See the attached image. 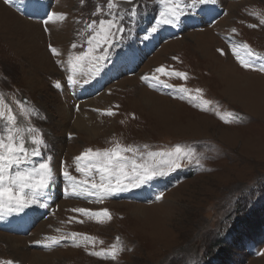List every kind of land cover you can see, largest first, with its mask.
Segmentation results:
<instances>
[{"label":"rangeland","instance_id":"obj_1","mask_svg":"<svg viewBox=\"0 0 264 264\" xmlns=\"http://www.w3.org/2000/svg\"><path fill=\"white\" fill-rule=\"evenodd\" d=\"M0 1L25 20L19 35L0 28V94L16 116V126L39 130L46 142L41 155L30 157L31 164L22 167L36 166L51 156L49 164L56 177V183H51L37 203L0 219V262L32 264L33 260L21 259L13 252L7 238L12 235L22 239L19 246L25 251L49 257L41 264H218L220 258L223 264H264V232L247 234L246 228L228 222V218L235 220L232 215L238 196L264 184V71L257 70L264 66V24L260 23L264 0H208L174 24L158 23L165 5L155 14L156 5L151 3L145 6L144 16L146 24L156 17L155 32L151 27L116 29L119 18L129 25L122 17L126 10L145 5L146 0L117 1L118 5L111 0V9L109 0ZM253 5L259 8L246 15L243 10ZM53 13L64 18L49 20ZM141 16L136 13L133 23L137 20L140 24ZM100 20H113L115 25L111 29L114 35L106 43L101 41L93 52L104 59H85L73 75L76 83H70L69 56L88 50V39L95 33L87 25L96 21L93 28L98 31ZM4 23L7 25V20ZM26 29L35 31L34 45L25 39ZM244 44L258 54L252 59L253 68L241 66L233 54L236 48L241 57L250 59L240 47ZM50 46L59 54L54 55ZM161 66L167 72L186 73L187 78L156 73ZM181 87L189 91L182 92ZM145 92L168 98L174 105L166 100L162 110L149 108L139 99ZM21 104L28 115L21 112ZM58 106L67 113L59 112ZM3 111L0 135L8 115L7 108ZM217 112L234 113L239 119L225 123ZM80 115L98 130L83 133L75 125ZM23 135L27 141L28 133ZM117 143L137 149L135 155H123L137 163L154 162L165 175L97 202L98 195L89 192H96L91 183H100L101 174L95 168L87 175L77 172L75 157L87 149H112ZM177 145L193 149L200 165L184 159L180 168L169 171L163 163L167 156L148 155L166 153ZM88 163L92 162L83 161L81 166ZM65 170L89 183L74 188L64 177ZM72 186L71 198H66L62 189L72 191ZM133 204L149 208L136 214ZM262 205L264 196L255 190L248 211L257 209L262 217ZM79 208L92 212L107 209L111 219L73 211ZM241 213L238 216L243 221L255 212L247 214L245 208ZM251 219L253 222L244 223V227L252 229L255 219ZM72 233L95 240L73 239ZM51 238L59 243H52ZM113 244L123 249L115 260L91 254L108 251Z\"/></svg>","mask_w":264,"mask_h":264},{"label":"snow or ice","instance_id":"obj_2","mask_svg":"<svg viewBox=\"0 0 264 264\" xmlns=\"http://www.w3.org/2000/svg\"><path fill=\"white\" fill-rule=\"evenodd\" d=\"M6 3H10L11 0H5ZM131 2V0H129ZM208 0H189V3H185V0H159V3L165 5V10L160 13V20L158 23L161 24H174L180 19V17L185 13V10L190 6L195 8L197 5H203L207 3ZM184 5V7H181ZM108 7L111 9L114 5L109 0ZM132 14H135V9H132ZM53 16H56L59 19H63L62 14L53 13L49 16V20ZM48 21H45L47 24ZM261 24H264V18L260 20ZM96 24V21H93L91 24L87 25L95 35L89 37L88 45L89 48L86 52H81L80 55L72 57L69 56L68 64L70 65V71L72 75L68 76L70 83H76L73 79V75L76 74L78 69H80L83 64L82 62L85 59H88L89 62L104 59L103 56L97 57L93 55L94 49L98 46L101 41L108 42L109 37L114 35L111 32V29L115 26L113 20H100L99 21V30L97 31L93 28V25ZM250 27H256V25H250ZM121 30L122 29H118ZM153 32L156 31V28L151 29ZM235 31V30H233ZM72 47H76L75 44ZM245 50V54L250 59H245L241 57L236 50L233 49V54L236 55L237 60L240 62L241 66L245 68H253L254 64L252 59L258 57L257 53H254L247 44L241 45ZM51 48V51L54 55H58L57 49ZM222 51V50H221ZM258 71H264V66L257 69ZM156 73L176 76L183 79L187 78L186 73L182 72H167L163 66L155 69ZM147 79V77H143ZM153 79L159 81V76L154 75ZM170 87V85H165ZM56 87H60V84L57 83ZM182 92H188L189 90L181 87ZM196 92L199 94L200 89H196ZM193 97V99H197ZM20 104V102H17ZM204 104L211 103L210 101H203ZM7 108V122L4 124V134L0 135V219H3L5 214H11L13 212H20L24 208L28 207L31 203H37L38 197L44 196L47 189L51 186L52 181L54 180V172L52 167H50L49 161L52 157L49 156L45 161L39 163L33 167H22L23 165L31 164L30 157H36L41 155V147H46V142L39 134V130L26 127L21 129L16 126V116L12 114L11 108L5 103L3 94H0V118H3L5 113L3 109ZM21 112L24 115H28V111L21 104ZM108 115H113L111 111H108ZM217 115L225 123L233 122L236 119H239L234 113H227L221 115L217 112ZM24 132L28 133V139L26 141ZM26 143L34 145V147L29 148L26 146ZM147 147V146H145ZM126 152H131L133 155L137 152V149L132 147H123L119 143L112 149L101 151H93L92 149H87L81 156L75 157L77 162L76 171L84 173L85 175L90 172L91 169H97L101 174L100 183H91V188L95 189L96 192L89 194H97L98 200L100 202L105 196L115 194L117 192L125 191L132 188H139L143 184L151 181L152 179L165 175L164 169L151 161L142 160V162L137 163L132 157L123 155ZM150 157L159 155L167 156L168 159L163 163L167 165L168 170L171 171L176 168L181 167V161L187 159L189 163H192L193 160L197 165H200V158L196 155L195 151L191 148H181L177 145L173 150L166 153H148ZM143 157V153H141ZM91 161L92 163L86 164V166H81V162ZM65 178L73 182L74 188L84 187L89 182L87 179H82L76 181V178L69 174L67 170L63 172ZM160 197L158 196L157 199ZM75 212L82 213L90 217H104L111 219L110 214L107 209L102 210L101 212H92L89 209L79 208L73 209ZM72 238L75 239L77 236H83V239L88 242H93L94 237L83 235L80 233H72ZM52 243H59L56 238H51ZM119 240V238H117ZM78 246V245H77ZM123 250L122 247L118 248L116 244L110 246L108 251H96L92 252V255L95 256H105L110 257L115 260L117 252ZM0 264H13L12 261L0 262Z\"/></svg>","mask_w":264,"mask_h":264},{"label":"bare ground","instance_id":"obj_3","mask_svg":"<svg viewBox=\"0 0 264 264\" xmlns=\"http://www.w3.org/2000/svg\"><path fill=\"white\" fill-rule=\"evenodd\" d=\"M13 16L15 17V19L13 18ZM4 20H7V25L4 23ZM15 20H18L16 23L14 22ZM25 20L23 18H20L17 16V14H15L13 11H11L8 7H6L5 5H3V3L0 1V28L4 27L7 29V32H13L15 34H20L19 30H21L25 23ZM18 25V27H15L14 25ZM33 28H38L37 26L33 25L32 26ZM3 28V29H4ZM3 31V30H2ZM34 31V30H33ZM35 32V31H34ZM34 32H30L28 29H26L24 31V33L26 34V36H23L25 37V39L31 44V45H34V43L36 42V33ZM57 32V31H56ZM8 33V34H9ZM5 34V33H4ZM52 34V33H51ZM196 34H199V33H195ZM195 35H191V36H195ZM4 37V36H3ZM197 38V37H196ZM205 42V41H204ZM203 43V42H201ZM204 44V43H203ZM202 45V44H201ZM44 61H41V64L43 63ZM140 100H142L143 104L148 106L149 108H152L153 106L155 108H157V110H162L163 107V104L165 103L166 100H169L171 101L170 99L168 98H165V97H162L160 95H157L155 93H152V92H145L144 95L141 96V98H139ZM172 104L174 103L173 101H171ZM88 103V101L85 102V105ZM174 105V104H173ZM181 105V104H180ZM57 110L59 112H63V113H67V109H64L63 108H60L59 106L57 107ZM83 111V110H82ZM72 113V112H71ZM83 113V112H82ZM67 117V116H66ZM74 117V115H73ZM64 118V117H63ZM86 117H84L83 115H80L78 117V120L77 118L75 120H77L76 122V127L77 128H80L83 133L85 134H93L95 133L98 129H94L93 127H90L89 126V122L88 120L85 119ZM61 120V119H60ZM65 120V119H64ZM60 122V121H59ZM75 129V128H74ZM73 129V130H74ZM63 201V200H62ZM68 202V201H67ZM67 202L63 203V204H66ZM62 203V202H61ZM68 204V203H67ZM66 204V205H67ZM129 205V204H128ZM59 207V205H58ZM133 210H134V213H141L143 214V211L148 209L149 207H146V206H142V205H134L133 204ZM154 208H158V207H154ZM54 209V208H53ZM178 209V207L176 208ZM55 210V209H54ZM38 220V219H37ZM5 236V234H3ZM3 236V237H4ZM8 240L11 241L12 243V247L15 249L13 250V252L17 253V256L20 257L21 259H29L30 262L32 261V264H41L43 263L45 260L49 259V257L45 256V255H42L40 252L36 251L34 252L33 254H31L30 252L28 251H25L23 249L22 246H19L21 245V238L20 237H17V236H7ZM6 240V239H5ZM7 240V241H8ZM24 240V239H23ZM8 241V242H9ZM10 243V242H9ZM19 247H18V246ZM25 245V243H24Z\"/></svg>","mask_w":264,"mask_h":264},{"label":"trees","instance_id":"obj_4","mask_svg":"<svg viewBox=\"0 0 264 264\" xmlns=\"http://www.w3.org/2000/svg\"><path fill=\"white\" fill-rule=\"evenodd\" d=\"M143 6H144L143 4L138 5V6L136 7V9H135V14L138 13V12H141L140 10H141V8H142ZM135 14H134V15H135ZM134 15L131 14V16H134ZM140 21H141V22H145V21H146V17L142 15ZM244 200H245V199H243V202L239 201V202H238V205H240V204L242 203V207H245V206H246V203L244 202ZM250 217H251V216H250ZM250 217L247 218V219H245L244 222H253L251 218H254V219H255V222H254V223H256V222L258 223V224L256 225V228H255V230H256L257 228H259V227L261 226L260 218H259L258 215L255 214V213L252 214V217H251V218H250ZM238 218H239V216H238ZM254 226H255V225H254ZM254 226H253V227H254ZM253 227H252V229H253ZM252 229H251V230H252ZM255 230L253 229L252 231H255Z\"/></svg>","mask_w":264,"mask_h":264},{"label":"water","instance_id":"obj_5","mask_svg":"<svg viewBox=\"0 0 264 264\" xmlns=\"http://www.w3.org/2000/svg\"><path fill=\"white\" fill-rule=\"evenodd\" d=\"M122 1H129V0H122ZM131 1H133V0H131Z\"/></svg>","mask_w":264,"mask_h":264}]
</instances>
